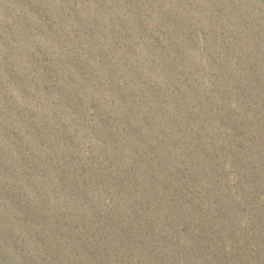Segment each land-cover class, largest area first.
<instances>
[{"label": "water", "instance_id": "1", "mask_svg": "<svg viewBox=\"0 0 264 264\" xmlns=\"http://www.w3.org/2000/svg\"><path fill=\"white\" fill-rule=\"evenodd\" d=\"M0 264H264V0H0Z\"/></svg>", "mask_w": 264, "mask_h": 264}]
</instances>
